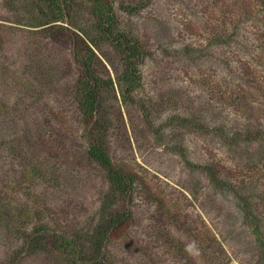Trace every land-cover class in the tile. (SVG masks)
Instances as JSON below:
<instances>
[{
    "label": "trees",
    "instance_id": "1",
    "mask_svg": "<svg viewBox=\"0 0 264 264\" xmlns=\"http://www.w3.org/2000/svg\"><path fill=\"white\" fill-rule=\"evenodd\" d=\"M157 1L0 0V11L9 21L8 25L0 24V76L5 77V71L13 75L10 81L21 101L20 115L33 114L52 98L64 75L59 58L63 53L68 56L75 73L65 91L82 128L85 178L99 185L92 195V212L83 223H63L64 219L49 210L11 201L0 192V232L15 242L0 264H22L24 257L43 256L59 264H114L111 255L116 242L131 240L128 231L134 219L130 206L137 188L147 193L150 204H160L141 177L115 164L111 156L113 120L120 116L121 103L136 104L133 96L141 84L140 67L149 56L133 19ZM173 1L184 14L198 19L177 28L179 33L195 37L202 29L207 34L195 44L179 39L182 45L176 54L191 58L196 53L210 58L212 48L223 50L216 63L219 69L213 70L218 76L214 84L215 88L221 83L231 89L213 92V97L235 108L241 117H235L237 126L233 128L224 119L223 133H219L220 127L216 131L230 152L248 155L245 171L241 172L232 171L224 161L221 166L214 162L195 166L216 189L232 192L241 203L243 232L254 237L249 253L252 263L264 264V219L258 215L259 208L264 209V172L252 160L264 144V107L251 106L264 97V0ZM202 18H206L203 23ZM159 29L156 40L166 55L168 44L175 39L169 37L165 26ZM17 64L19 69H12ZM245 87L251 90L247 92ZM1 108L2 119L13 114L5 112L6 116ZM238 120H242L240 124H236ZM211 129L202 128L215 134ZM182 158L190 167L186 157ZM26 169L30 178L50 185L51 195H63V179L56 171H46L41 164H29ZM203 239L206 250L219 247L210 231L203 233ZM168 245L178 264H192L182 247L171 241Z\"/></svg>",
    "mask_w": 264,
    "mask_h": 264
},
{
    "label": "rangeland",
    "instance_id": "2",
    "mask_svg": "<svg viewBox=\"0 0 264 264\" xmlns=\"http://www.w3.org/2000/svg\"><path fill=\"white\" fill-rule=\"evenodd\" d=\"M175 6L173 0H158L133 19L149 56L140 67L141 84L133 96L136 104L121 103L120 116L113 120L111 156L115 164L141 177L160 204H150L147 193L137 188L130 206L134 219L128 231L131 240L116 242L111 260L114 264H178L170 254L168 243L179 245L186 253L185 245L195 241L201 255L196 259L188 256L192 264H253L249 253L253 250L254 237L250 232H243L241 203L232 192L216 189L195 166L211 162L221 166L224 161L232 171L241 172L245 171L243 167L247 163L248 155L230 152L216 131V127H220L219 133L222 131L224 119H228L232 123L228 127L233 128L237 126L235 117H241L235 108L222 105L223 101H215L213 97V92L219 94L231 89L230 85L220 83L215 88L214 84L218 76H214L213 70L219 69L216 63L223 50L212 48L210 58L196 53L191 58L176 54L182 45L179 39L186 38V42L195 44L202 42L207 34H203L202 29L195 37L187 32L179 33L177 28L189 20L197 23L198 19ZM205 19L202 18V23ZM8 22L0 11V24L8 25ZM161 25L168 29L169 37L175 39L168 44L166 55L156 40L155 32ZM59 59L64 75L56 86V93L33 114L28 113L29 116L20 115L22 105L12 87L11 72L5 71V77L0 76V106L4 105L0 108L4 115L13 112L5 119L0 115V192L11 201L49 210L64 219L63 223L74 220L83 223L84 217L92 212V195L99 185L96 180L85 178L87 166L81 158L82 128L65 91L75 72L68 56L63 53ZM17 68L18 64L12 69ZM244 89L251 90L250 87ZM263 99L260 96L251 106L263 108ZM212 127L215 134L202 130ZM262 146L252 160L264 172V144ZM182 155L190 167L186 166ZM29 164H41L46 171H56L63 179V195H51L49 184L30 178L26 169ZM258 215L264 219L261 207ZM206 231L219 242V247L212 251L206 250L203 243ZM14 247L15 242L0 232L1 261ZM22 264L59 263L43 256L24 257Z\"/></svg>",
    "mask_w": 264,
    "mask_h": 264
},
{
    "label": "clouds",
    "instance_id": "3",
    "mask_svg": "<svg viewBox=\"0 0 264 264\" xmlns=\"http://www.w3.org/2000/svg\"><path fill=\"white\" fill-rule=\"evenodd\" d=\"M185 252L191 258H199L201 255V250L195 241H190L185 245Z\"/></svg>",
    "mask_w": 264,
    "mask_h": 264
}]
</instances>
